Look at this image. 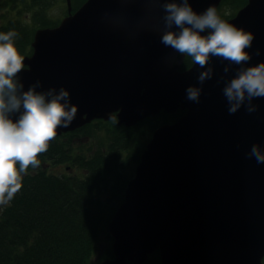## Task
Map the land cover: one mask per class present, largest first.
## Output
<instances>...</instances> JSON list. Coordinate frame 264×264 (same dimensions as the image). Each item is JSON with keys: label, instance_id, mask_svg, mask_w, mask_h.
I'll use <instances>...</instances> for the list:
<instances>
[{"label": "water", "instance_id": "obj_1", "mask_svg": "<svg viewBox=\"0 0 264 264\" xmlns=\"http://www.w3.org/2000/svg\"><path fill=\"white\" fill-rule=\"evenodd\" d=\"M222 1L190 3L202 13ZM162 3L87 0L72 14L67 0L68 17L36 31L19 79L24 90L37 81V91L69 90L77 115L55 139L115 115L130 129L185 112L142 152L107 226L113 258L101 264H145L157 252L161 264H264V164L247 157L254 144L264 148V98L255 112L246 103L229 114L222 90L240 66L213 57L200 102L186 100L204 69L180 72L184 57L160 42ZM228 22L255 36L248 66L264 62V0H249Z\"/></svg>", "mask_w": 264, "mask_h": 264}, {"label": "trees", "instance_id": "obj_2", "mask_svg": "<svg viewBox=\"0 0 264 264\" xmlns=\"http://www.w3.org/2000/svg\"><path fill=\"white\" fill-rule=\"evenodd\" d=\"M50 1L29 0V3L30 7H42ZM236 2L244 6L247 0ZM2 4L13 6L15 0ZM9 31L17 33L19 52L24 57L30 56L34 30L21 22L7 21L0 32ZM183 114H162L131 129L114 124L120 135L117 141L114 137L105 152L99 148L89 155V148L81 154L78 147L82 141L79 138H85L83 134L101 130L102 125L108 124L105 122L85 125L81 131L52 141L48 151L39 156L38 170L30 167L22 189L10 204L0 206V264H91L101 240L112 239L107 226L123 203L127 184L133 178L128 173L129 167L139 163L145 149L138 141L133 146L132 140L147 129L155 131L161 125L175 122ZM70 139L76 146L70 145ZM83 144L82 141L80 148L85 147ZM124 154H128L126 162ZM67 163L74 170L72 174L50 172ZM80 170L85 171L83 177L78 175ZM158 254L150 256L145 264H160ZM107 258H113V254L104 260Z\"/></svg>", "mask_w": 264, "mask_h": 264}, {"label": "clouds", "instance_id": "obj_3", "mask_svg": "<svg viewBox=\"0 0 264 264\" xmlns=\"http://www.w3.org/2000/svg\"><path fill=\"white\" fill-rule=\"evenodd\" d=\"M162 9L165 31L160 42L204 69L197 78L201 86H189L186 100L200 102L202 85L213 76L209 63L216 57L240 66L222 90L229 114L246 103L247 111L255 112L258 106L253 101L264 98V62L248 66L254 34L222 19L212 5L201 13L190 0H163ZM16 39L15 31L0 32V206L10 204L22 189L29 168L40 166L39 156L48 151L58 129L70 126L77 115V107L64 87L37 91L41 86L37 81L24 90L19 79L24 56ZM247 157L264 164V148L254 144Z\"/></svg>", "mask_w": 264, "mask_h": 264}, {"label": "rangeland", "instance_id": "obj_4", "mask_svg": "<svg viewBox=\"0 0 264 264\" xmlns=\"http://www.w3.org/2000/svg\"><path fill=\"white\" fill-rule=\"evenodd\" d=\"M11 1V0H7ZM85 0H71V11L72 14H75L83 5ZM18 2V9L11 12V7L8 5L3 6L0 8V21L2 20L3 23L7 21H18L27 26L28 28L34 30V34L38 29H45V28H55L58 27L62 21L68 17V5L67 0H51L50 4H45L42 7H30L29 0H17ZM87 2V1H86ZM242 5L236 2V0H226L222 2L220 5L219 10L217 11L218 14L221 16L222 19L229 21L233 19L236 14L242 9ZM4 27V26H3ZM33 34V35H34ZM33 43V42H32ZM32 48V45H31ZM33 54V48L31 51V55ZM188 63H192L190 57H188ZM121 126H123L121 124ZM153 130L147 129L143 132L142 135L138 136L136 139L132 140L133 146L135 145V141H138L143 148L148 144L151 134ZM120 132V131H119ZM119 132L116 131V127L113 124H104L101 126V130H90L89 132V139L90 142H85L83 145L87 147H81L82 141L79 142V149L80 153H84L86 149H91L90 154H94V152L98 151L99 148H103V152H105L106 147H108L111 141L114 139L117 141V135H120ZM84 139L83 137H81ZM80 138V139H81ZM84 141V140H83ZM132 152V151H131ZM129 152V153H131ZM138 153V152H137ZM127 155V156H126ZM125 162L128 161V154H124L122 157H125ZM61 166V165H60ZM70 164L67 163L63 164L60 169H57L56 173L65 172V169ZM136 165L132 164L129 167L128 173L135 176ZM71 167V166H70ZM33 169V168H32ZM36 170V168L34 169ZM55 172V171H54ZM80 175L83 177L84 172L82 170L79 171ZM79 175V173H78ZM112 245L113 240L102 239L99 245L97 246V250L91 260V264H100L101 259L104 257H108L112 253Z\"/></svg>", "mask_w": 264, "mask_h": 264}, {"label": "bare ground", "instance_id": "obj_5", "mask_svg": "<svg viewBox=\"0 0 264 264\" xmlns=\"http://www.w3.org/2000/svg\"><path fill=\"white\" fill-rule=\"evenodd\" d=\"M3 1H7V0H1L0 1V8H2L3 7V4H2V2ZM12 1V0H11ZM10 1V2H11ZM9 2V1H8ZM4 5H8L9 7H11V12H13L14 10H16V9H18V7L19 6H17L18 5V2H17V0H15V4L12 6V5H9V4H4ZM19 10V9H18ZM4 24L5 23H3V26H4ZM0 26H1V23H0ZM34 37H35V34L33 35V40H32V42L34 41ZM25 58V57H24ZM24 69H29V67H27V66H25L24 67ZM93 123V122H92ZM91 124V123H90ZM89 125V124H88ZM85 128V126H83V127H80L79 129H76L75 131H71V132H69V133H76L77 131H81L82 129H84ZM90 132V131H89ZM68 133V134H69ZM82 133V132H81ZM89 134L86 132L85 134H83V136L85 137L84 139H80L79 138V140H84L83 142L85 143L86 142V140H87V138L89 137L88 136ZM56 140V139H55ZM54 140V141H55ZM71 140V139H70ZM70 140H69V142H70ZM50 143H52V141L50 142ZM70 145L72 146V147H74V146H76V143L75 142H73L72 140H71V142H70ZM70 166H67V168L65 169V172H60V173H56V171L52 168V169H50V172L51 173H53V174H55V175H69V174H72L74 171L73 170H70ZM45 169H47V168H45ZM36 170H38V169H36ZM55 171V172H54ZM84 173H85V171H83ZM79 176H81L80 175V172H79ZM108 259H110V258H108ZM105 260H107V259H105ZM104 259H101V261H100V264L103 262V261H105Z\"/></svg>", "mask_w": 264, "mask_h": 264}, {"label": "flooded vegetation", "instance_id": "obj_6", "mask_svg": "<svg viewBox=\"0 0 264 264\" xmlns=\"http://www.w3.org/2000/svg\"><path fill=\"white\" fill-rule=\"evenodd\" d=\"M248 1L249 0H247V3H248ZM246 3V4H247ZM246 4H244V6L242 7V8H244L245 6H246ZM219 10V9H218ZM241 10V9H240ZM0 23H1V26H3V22H2V20L0 21ZM0 26V27H1ZM188 64H190V66H188ZM192 65H193V63H188V57L187 58H184V62H183V64H182V66L180 67V69H178L180 72H183V71H186V70H188V69H190L191 67H192ZM162 114H165V113H161V114H159L158 116H160V115H162ZM154 118H156V117H154ZM153 119V118H152ZM151 119V120H152ZM98 121H100V120H98ZM97 121H94L93 123H91V124H94V123H96ZM100 122H105V123H111V124H115L118 128H125L124 126H119L117 123H118V119H117V116L115 115V117L114 118H112L111 120H109V121H105V120H101ZM90 125V124H89ZM67 134V133H66ZM66 134H64V135H66ZM63 136V135H62ZM61 137V136H60ZM87 142H90L91 140L89 139V137L87 138V140H86ZM85 147H87L86 145H85ZM56 168H58V169H60V168H62L61 166H56ZM74 171V170H73Z\"/></svg>", "mask_w": 264, "mask_h": 264}]
</instances>
